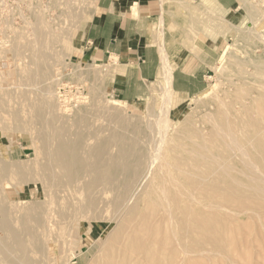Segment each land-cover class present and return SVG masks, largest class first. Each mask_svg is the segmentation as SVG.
Returning a JSON list of instances; mask_svg holds the SVG:
<instances>
[{
    "label": "rangeland",
    "instance_id": "1",
    "mask_svg": "<svg viewBox=\"0 0 264 264\" xmlns=\"http://www.w3.org/2000/svg\"><path fill=\"white\" fill-rule=\"evenodd\" d=\"M94 4L95 0H0V41L2 42H0V44L4 45H0V88H5L3 90L4 92L6 89L8 91L5 93L6 97L3 98L4 102L6 101L5 103L7 104L6 107H8V110H0V264H26L28 261L30 264H102L106 261V255H108L106 249L109 247V242L107 240L116 229V224L110 222H113L114 216L117 214L115 212L117 211L115 210V198L118 194L117 189L119 187V183L115 182L114 180V183L117 184H112V186L110 184H104L105 186L98 185L96 187L99 188L96 190L97 188H94L91 185L93 178L92 175L91 178L88 176L84 177L83 181L81 180L83 183L79 181L78 185L81 187L83 192L79 187H77L78 185L75 186L78 190L73 185L70 187L69 185L66 186V182L62 180V178L65 179V176H63L61 168L59 166L57 167L58 164L55 162L59 160L55 155L56 142L52 136V124L50 122L52 115H56L58 118L60 117L58 119L59 122L57 125L66 124L67 126L71 124L73 119L77 117L83 118L84 127L82 132L84 138H87L88 143L86 142L85 144L88 145L87 148H89V151L92 149V147L94 148V146L97 147L99 145H103L105 146L106 157L110 159L113 156L114 159L118 155V148L115 146V143L112 144L113 146L110 148L111 144L109 142L111 141V134H118L119 137H122L125 142L129 141L128 143H130V140L135 143L139 140V143L137 142V144H139V146L146 151V154L148 153L147 155H149L150 152L151 156L149 155L148 157L154 160L157 157L159 158V156H163V153L167 152V142L172 141L175 138L177 131L186 122L192 123L186 126L187 131L196 129L203 130V134H208L209 126H206L208 123V118L210 119L211 116L216 115L218 112L222 111L223 108H233L234 117L236 116L235 118H239L238 116L240 115V117H243L242 115L245 116L246 109L243 110V108H246V106L249 108L251 100L249 97L241 99L242 91L251 92V97H255V93L252 91L255 84L253 78L255 70L253 68L252 60L255 61L259 57L263 58L264 51L260 45L250 48L249 46L251 45L245 43L242 38L244 35L243 33L253 27V23L249 18L250 12H257V16L255 18L257 19L256 21L264 19V0H237L236 5L233 8L227 10H223L219 5H217L215 0H191L189 3L185 4L162 0L158 7V15L155 18L150 19V30L147 40V46L153 47L157 51V54H159V65H161V59L162 56H164L169 69L173 73L175 68L181 65L185 60L187 54L191 51L193 52V47L196 41H204L210 47L218 45V53L215 56L213 64L208 67L207 72L205 73V89L201 94H179L174 92L171 86H169V89H167L166 85L160 80L157 74V78L147 83L148 94L145 97L131 102L124 101L122 97L118 96L114 92L115 89H118L121 86L123 80V73L118 76L116 75L120 69V62L117 60V58L113 57V61L110 59L105 64L98 66L93 63L77 62L76 58L73 57L75 51L79 50L83 44L84 35L94 10ZM226 21L237 25V27L240 29L239 32L231 30L227 34L224 33V29L228 28ZM34 25L37 26V29L39 28L38 30L42 32L45 26L51 27V29L48 27L50 30L47 27L45 28V31L47 29L49 30H47L48 32L46 31L45 37L47 38L48 36L49 38L45 40L47 43V49L46 46L44 49H42L44 50L42 52H44L45 56L47 57L45 60H43L42 73L36 71L37 65L33 64V59L35 60L36 56L29 52L27 47L25 48V46L28 44H35L36 42H39L35 40L34 32L35 30H38L33 28ZM261 32L264 33V24ZM41 35L43 34L41 33ZM51 35L55 36L56 38L53 39L54 41L56 40L54 43L52 40L53 37ZM14 43L15 45L18 43L17 45L21 50H18V46L15 47ZM9 45L12 47H9ZM229 45H231V48L228 56L222 58L223 49ZM7 47H9V51L7 50ZM13 47L16 48L15 50H18V52H13L12 50L14 49H10ZM33 47H35L36 51L38 50L37 45H34ZM1 49H3V52H1ZM22 51L23 54L25 53L24 56ZM16 53L18 56L15 55ZM114 58L116 60H114ZM250 58L251 60H249ZM237 63L238 66L236 65ZM15 64H17L20 69H18L17 65ZM25 66H29V70ZM23 70L26 71L24 72ZM111 70L115 74L110 72ZM17 72L18 74L22 73V75L24 73L26 74H24L25 76L19 74V76L17 75ZM27 72L32 75L31 78L33 80L27 79L29 75ZM16 79H19V81ZM20 81L23 83L20 84ZM258 82L263 85L262 88L264 89L263 78L261 80L259 79ZM16 83H19L18 87ZM18 88H20V90ZM12 89H14V91ZM32 90L34 91L32 92ZM3 91H0V95H2L1 97L4 96ZM9 91L16 93L14 94L12 92L14 101H11L12 95ZM21 91L23 94L20 93ZM29 93H31V95ZM7 97L9 98L10 102ZM22 97L25 98L26 101L25 99L23 100ZM226 97L230 102V106L228 105L229 102L226 100ZM238 97L241 98L238 99ZM16 98H18L19 101ZM216 98H218L217 102L215 101ZM27 99L31 100L27 101ZM168 99L169 103H167ZM236 99L241 101V103L238 100L237 102ZM46 101H48V103ZM38 102H41L43 111V117L41 120L43 121L44 119V122L36 119L37 106L39 105ZM110 102H116L119 107L110 105ZM219 103H221L220 106L222 107L217 109ZM242 103L245 104L243 105ZM36 104L38 105L36 106ZM241 106L245 107L242 108ZM95 107L100 108V110L96 109ZM108 109L110 110L107 114ZM97 110L98 112H96ZM111 111L113 112L112 114L119 116L117 122H115L112 118L111 119L113 121H111L109 117ZM103 112L104 114L106 113V116L102 114ZM163 114L166 115L164 116ZM207 114H211V116L209 117ZM202 116H204V118ZM122 117H124V119ZM251 117L253 118L252 115L249 118ZM35 119L37 121H35ZM119 119H122L125 123L122 120L121 122ZM139 120H141V122ZM158 120L160 121L159 123ZM116 123L119 126H117ZM149 125L155 128L158 126L159 131H156L155 128L152 130L153 127H147ZM131 126L136 127V130L139 131V134L136 137L129 129ZM71 128L72 129L69 131L70 137L76 131L75 128ZM85 128H87L88 131L87 129L85 130ZM125 130L126 132H124ZM147 132H150L148 137L152 138V140L155 139V141H149ZM162 132L163 138L160 136ZM91 134L93 135L91 136ZM150 135L152 137H150ZM129 136L130 138H127ZM159 138L162 142H158ZM134 139L136 141H134ZM96 140L98 141L96 142L98 145L95 144ZM149 142L151 143V146L149 145L148 147L146 144H149ZM105 143H108L109 148L108 146L104 145ZM159 144H161V146L160 149L157 150ZM114 146L117 148V150L114 148ZM108 149L110 151H108ZM155 149L156 151H154ZM85 150V152H87L86 154L88 155L89 151H87L86 146ZM159 152L160 154H158ZM158 158L155 160L156 163L158 162ZM113 159H110L111 162H109L112 163ZM54 164L56 166H54L55 168L52 166ZM46 166L48 169L44 171L43 169H46ZM51 169L52 171L50 172ZM48 170L50 173L49 175L47 172ZM55 173L58 174L56 175ZM51 175H53V177H51ZM55 176L57 177L55 178ZM58 177L59 179H57ZM51 178H53V180H51ZM120 179H122V176ZM49 182L50 184H53V187L52 184H49ZM87 185L89 188H91L86 189ZM60 187L63 188L61 189ZM71 187L75 188L77 193L80 190L82 193L79 192L77 194L74 190L73 192H70L72 191ZM101 187L102 189L106 188L104 191L106 192V195H104V192H102L104 189L101 190ZM107 189L108 191H106ZM52 190L54 191V194L57 193L58 190L59 193L52 197ZM61 190L64 192V195ZM88 190H90V194ZM111 190L113 195L112 192L108 194ZM114 191L117 193L116 195ZM143 191L144 190L141 192L140 190L139 192H136L134 197H140L141 193L143 194ZM49 194L50 198L52 197V201L51 199L48 201ZM69 194L74 202H69L71 201L70 197H68ZM71 194H73L74 197L73 195L71 196ZM92 194L97 195L98 199L101 198L102 201H104L102 196H106L105 204L100 199L103 204L100 202V205H97L98 208L96 207L95 209H88L86 205V199L92 196ZM108 195L111 196L109 197ZM57 196H59V199ZM76 196H78V198ZM46 197H48V199ZM65 197L67 200L64 199ZM111 197H113L114 200H111ZM68 198L70 200H68ZM107 198L109 201H107ZM57 199L59 200L58 204L60 206H57ZM75 200L77 201V206L74 204L76 202ZM62 201L63 203H66L64 204L66 207L63 206ZM78 202L81 203H79L81 206L78 205ZM108 202L111 203V205L113 203L114 206H111L110 204L108 205ZM68 207L71 210H67L69 209ZM107 207H110V209L112 208L115 213L111 209L113 212L112 215L111 210ZM104 208L106 209V212H104ZM86 209H88V211ZM67 212H69V215L66 214ZM74 212H77V215H75ZM97 212L101 215L99 214L100 216H98ZM47 213L48 215L51 214L49 216L51 222L46 215ZM57 213H59V215H57ZM61 213L62 216H60ZM86 213H89V216H87ZM72 214L74 218L71 217ZM78 214L82 215V217ZM104 214H106L107 217H110L107 218ZM23 218L27 219H24V221ZM245 218L246 216L241 217L240 221L243 222L247 219ZM28 220H30V222ZM37 222H40L39 224L41 226L37 225ZM29 228L31 229L30 233ZM11 229L18 232H14L15 235L10 234L13 233ZM34 230L37 231V233H39L38 230H40L41 233L39 234H43V236L36 234ZM32 231H34V233ZM18 234L20 237H17ZM37 235L40 238L35 239ZM239 236L240 238L238 237V239L240 241L242 234ZM26 237L27 239H25ZM252 237L254 238V236H251L250 240L255 241V238L252 239ZM262 237L264 240V232L262 233ZM18 238H22L23 241L20 239L17 240ZM35 240H37V242ZM4 241H6V243ZM27 241L30 244H28ZM12 242L13 244L15 242L16 245H13ZM67 242H71L70 245H68L69 243ZM2 244L4 245L2 246ZM10 244L15 248L10 247ZM26 244L29 246L35 244L36 247L33 245L29 247L27 245L28 247L26 249V246H24ZM262 244L264 245V242H262ZM254 247L256 248V246ZM255 248L252 249L250 246L248 248L254 252L251 253L252 255L256 254L257 252ZM29 249L31 252H29ZM11 251L13 252L11 253ZM20 252L22 254H20ZM101 255L102 257L100 258ZM29 262L27 264H29Z\"/></svg>",
    "mask_w": 264,
    "mask_h": 264
},
{
    "label": "bare ground",
    "instance_id": "2",
    "mask_svg": "<svg viewBox=\"0 0 264 264\" xmlns=\"http://www.w3.org/2000/svg\"><path fill=\"white\" fill-rule=\"evenodd\" d=\"M256 16H257V12H255V11L249 13V18L251 19V21L253 23V25H252L253 27L248 29L245 33H243L244 35H243L242 39L245 41V43H248L249 45H251V46H249L250 48L255 47L257 45H260V46H262L263 51H264V33L261 32V29H262L263 24H264V22H263L264 19L256 21L257 20V19H255ZM226 23L228 24V28L224 29V33L227 34L231 30L239 32L240 29L237 27V25H235L231 22H228V21H226ZM40 24H41V22H40ZM38 26H39V24H38ZM46 27L47 28L49 27L51 29L50 26H45V28ZM33 28L37 29V26L34 25ZM45 28H43V32L39 31L38 30L39 28H38L37 30L39 32L35 30V32H34L35 34L33 33L35 36V40H37L39 42L35 41L36 42L35 44H28L26 46L24 45L25 48L27 47V50H29V52H31L34 56H36V59L35 60L33 59V64L37 65V67L35 66L37 68L36 71H39L41 73L43 71V60H45V58H47L45 56V53L42 52V51H44L42 49H44L45 46L47 49V43L45 42V40L47 38H49L47 36V34H46L47 38L45 37V33L49 28L46 31H45ZM41 33L43 35H41ZM52 37H53L52 38V40H53L55 38V36H52ZM18 40H19V38H18ZM18 40H17V42H18ZM55 41L53 40V43ZM248 41H250V42H248ZM50 43H51V39H50ZM17 44L15 45V43H14V46L15 47L18 46ZM34 45L38 46L37 51L35 50V47H33ZM1 46H4V45H1ZM10 46L11 45H9V47ZM9 47H7L8 49L6 48L8 51H9ZM18 48H19L18 50H21L19 46H18ZM230 48H231V45H229L228 47L223 49L222 58L223 57L225 58L228 56V54L230 52ZM10 49H14V50H12L13 52H18V50L16 51L15 50L16 48H14V47L10 48ZM1 50H2L1 52H3V49H1ZM22 50H23V47H22ZM22 54H23V51H22ZM24 54H23V56H24ZM15 55H17V53ZM27 56H28V54H27ZM31 57H32V55H31ZM13 58H15V57H13ZM33 58H35V57H33ZM114 60H116V59L114 58ZM249 60H251V58ZM14 61H15V59H14ZM20 62H21V60H20ZM252 62H253L252 63L253 68L255 70V74L253 77L255 84H254V88L252 89V91H254L255 97H251L252 96L250 94L251 92H247V91H242V92L240 91L242 98L238 97V99L239 98L244 99L246 97H249L251 100V104H250L249 108H247V106H246V108H243L245 106H241L243 108V110L246 109L245 116L242 115L243 117H240L241 116L240 115V116H238L239 118H235L236 116L234 117L233 108H225V109L223 108L222 111H220V112L217 111L218 113L216 115H213V116H211V114H209V115L207 114L209 117L211 116L210 119L208 118V120H207L208 123L206 125V126H209L208 134H203V130L194 129V130L187 131L186 126L189 124H192V123L186 122L177 131L175 138L172 141H168V142L166 141L167 146H168V150L166 149L167 152L163 153V156L158 155L159 158L157 157L158 158L157 163L155 162V160L157 158L153 160L152 158L148 157L150 155V152L148 151L149 155H147L148 153L146 154V151L143 148H141L139 146V144H137V142L139 143V140L138 141L135 140L137 138L134 139V141H136V143L132 142L131 140H130V143H128L129 141L125 142L122 137H119L118 134H114V135L111 134V136H110L111 137V141L109 142L111 144L110 148H111V146H113L112 144H114V143H115V146L118 148V150H117V148L114 146V148H116V150L118 151V153H117L118 155L114 159L112 156V158H110V159H113V161H112V163H110L111 160L106 157L105 146L99 145V146L95 147L93 145L94 148L92 147V149H90V151H89V148H87L88 145L85 144L87 142V138L86 139L84 138V135L82 132L83 127H84L83 118L77 117V118L73 119V121L71 122L70 125L67 126L66 124L57 125L59 122L58 119L60 117L58 118V116H56V115L51 116L50 122L52 124L51 125L52 136H53L54 141L56 142L55 155L58 157V160H59V161H55V158H54V161L57 162V164H58L57 167L59 166L61 168V170L63 172V176H65L64 177L65 179L62 178V180H64L66 182L65 183L66 186L69 185V187H70L73 185L75 187L76 185H78L79 181H81V180L83 181L84 177L88 176L91 178L92 175H93V178H92L91 185L94 188L98 185L101 186L104 184H106V185L110 184L112 186V184L119 183L118 184L119 187L117 189L118 194L115 193V191H114L115 195L117 194V197L115 198V200H116L115 201L116 202L115 203V210H117L115 212L117 214L114 216L113 222H110V223L116 224V226L115 225L114 226L116 227L117 230L115 229V231L111 234L109 239L107 238L108 239L107 241L109 242L108 243L109 247L108 248L106 247L107 248L106 252L108 255H106V261L105 262L103 261L104 263H102V264H264V247H263L264 245L262 244V242H264L263 237H262V233L264 232V89L262 88L263 85L258 82L259 79L261 80L263 78V80H264V57L263 58L259 57L255 61L252 60ZM15 65H17V64H15ZM236 65L238 66V63ZM12 66H14V65H12ZM17 67H18V69H20L18 65H17ZM28 67H26V68H28ZM28 70H29V68H28ZM23 71L25 72L26 70H23ZM18 72H17V75L20 74V73L18 74ZM108 72H109V70H108ZM110 72H112V70ZM27 73L30 75L29 72H27ZM112 73L115 74L114 72H112ZM121 73H123V70L120 68L118 74H116V75L118 76ZM24 74H26V73H24ZM24 74L22 75V73H21L20 75L25 76ZM37 74H38V72H37ZM14 75H15V73H14ZM29 75H28L27 79L30 80V79H32L31 78L32 75H30V76ZM158 76H159L160 80L164 82V84L166 85V88L169 89V86H171V81H172V72L169 69L168 64H167L164 56H162V59H161V65L159 67ZM42 78H43V76H42ZM24 79L26 80L25 77H24ZM17 81H19V79ZM21 83H23V82L20 81V84ZM29 83H31V82H29ZM18 84L16 83L17 87H18ZM8 88H9V86H8ZM29 88H30V86H29ZM243 88H245V87H243ZM251 88H252V86H251ZM4 89L0 88V91H3ZM18 89L20 90V88H18ZM23 89H22V91H23ZM12 90L14 91V89H12ZM22 91L20 93H22ZM33 91L34 90H32V92ZM7 92L8 91L6 89L5 92L3 91L4 96L1 97L2 95H0V110H3V109L6 110L8 108V107H6L7 106V104L5 103L6 101L4 102V100H3V98L6 97L5 93H7ZM9 92H11V91H9ZM12 92H11V95H12L11 101L13 100V97H14ZM25 92H27V91H25ZM14 94H16V93H14ZM29 94L31 95V93H29ZM15 97H17V96H15ZM29 97H31V96H29ZM48 97H50V96H48ZM9 98H10V94H9ZM9 98H8V100H9ZM16 99L19 101L18 98H16ZM24 99L25 98H23V100ZM217 99L218 98L215 99L216 102L218 101ZM238 99H236V101ZM29 100H31V99H27V101H29ZM226 100H227V97H226ZM25 101H26V99H25ZM220 101H222V100H220ZM224 101H225V99H224ZM9 102H10V100H9ZM46 102L48 103V101H46ZM228 102H227V104H228ZM239 102L241 103V101H239ZM38 103H39V105L36 104V106L38 105L37 106V118L36 119H38L40 121L43 117V114H42L43 111H42L41 102H38ZM167 103H169V99L167 100ZM221 103H219V106L217 107V109L222 107V106H220ZM227 104H226V106H227ZM110 105L119 107L118 104H116V102H110ZM228 105L230 106V102ZM91 107H92V105H91ZM95 108L100 110V108H98V107H95ZM109 110L110 109H108L107 114H108ZM164 111H166V110H164ZM96 112H98V110ZM96 112H95V114H96ZM100 112H102V111H100ZM112 113L113 112L111 111V114L109 116L110 119L112 118L115 122H117L119 116H117L116 114H112ZM163 113H165V112H163ZM102 114H104V112ZM236 114H237V112H236ZM163 115L165 116L166 114H163ZM251 115L253 116V118L252 117L249 118ZM205 116H206V114H205ZM202 117L204 118V116H202ZM122 118L124 119V117H122ZM148 118H150V117H148ZM206 118H207V116H206ZM206 118H205V120H206ZM36 119H35V121H37ZM112 119H111V121H113ZM166 119H167V117H166ZM130 120H131V118H130ZM139 121L141 122V120H139ZM146 121H148V120H146ZM149 121H150V119H149ZM42 122H44V119ZM108 122H109V120H108ZM159 122L160 121L158 120V123ZM166 123H168V122H166ZM144 124H145V122H144ZM41 125H42V123H41ZM86 125H88V124H86ZM116 125H117V123H116ZM116 125H114V126L115 127L119 126V125H117V126ZM88 126H87V128H88ZM153 126H154V124H153ZM153 126L149 125L147 127L150 128ZM71 127L75 128L76 131L70 137L69 131H70V129H72ZM87 128H85V130ZM145 128H146V126H145ZM154 128L155 127H153L152 130ZM165 128H166V126H165ZM115 129H117V128H115ZM129 129L132 132V134H134L135 137L139 134V131L136 130V127L131 126ZM155 129L157 131L158 126H156ZM87 131H88V129H87ZM124 132H126V130ZM204 132H206V131H204ZM149 133L147 134V137H148ZM157 133H159V132H157ZM162 134H163V132L161 133V135L160 134L159 135L162 137ZM92 135L93 134H91V136ZM151 135H150V137H152ZM127 138H130V136ZM132 138H133V136H132ZM106 139H108V138H106ZM108 140H110V139H108ZM141 140H143V139H141ZM141 140H140V142H141ZM151 140H152V138H149V141H151ZM164 140H165V138H164ZM152 141H155V139ZM159 141H160V138H159L158 142ZM96 142H98V141L96 140L95 144H96ZM160 142H162V141H160ZM141 144H144V143H141ZM150 144L151 143L149 142V144L147 143L146 145H148V147H149ZM161 144L158 145L157 150L160 149ZM96 145H98V143ZM104 145L108 146V148H109L108 143H105ZM155 145H156V143H155ZM85 146H86L87 151H89L88 155L86 154L87 152H85L86 151ZM91 146H92V144H91ZM114 148H112V149H114ZM161 148H163V147H161ZM116 150H115V152H116ZM83 151H84V153H83ZM108 151H110V150L108 149ZM154 151H156V149ZM112 152H113V150H112ZM158 154H160V152ZM47 166L45 167L46 169H43L44 171H46L48 169ZM52 166H53V168L56 167L55 164ZM54 170H53V172H54ZM56 170H58V169H56ZM51 171H52V169L50 170V172ZM47 172L49 175L50 174L49 170ZM121 176H122V179H120ZM47 177H49V176H47ZM51 177H53V175H51ZM56 177L57 176H55V178ZM60 178H61V176H60ZM57 179H59V177ZM51 180H53V178H51ZM114 180L117 183H114ZM49 184H50V182H49ZM63 184H64V182H63ZM55 186H57V185H55ZM66 186H64V187H66ZM80 186H82V185H80ZM111 186H110V189H111ZM52 187H53V184H52ZM77 187H79V185ZM77 187H75V188L77 189ZM102 187H101V190L104 189L102 191V192H104L106 188L102 189ZM75 188H72L71 189L72 191H70V192H73V190L75 191ZM79 188L81 189V187H79ZM87 188L90 189L91 187L89 188L87 185L86 189ZM98 188L96 190H98ZM51 189H53V188H51ZM140 190H141V192H142V190H144L143 194L141 193L140 197L135 198L134 196L136 195V192H139ZM85 191H84V193H85ZM89 191L90 190H88V192ZM106 191H108V189ZM75 192L77 193V191H75ZM82 192H83V190H82ZM82 192H80V193H82ZM96 192H98V191H96ZM110 192H112V190L109 191L108 194H110ZM57 193H59V190ZM57 193H55V194H57ZM62 193L64 195L63 191H62ZM62 193H61V195H62ZM55 194L53 191V194H51V196L53 197ZM89 194H90V192H89ZM61 195H60V197L62 198L63 195L62 196ZM72 195L73 194H71V196ZM101 195H102V193H101ZM104 195H106V192H104ZM112 195H113V192H112ZM108 196L110 197L111 195H108ZM48 197H49V199H48ZM48 197H46V198L49 201L52 197L50 198V194L48 195ZM68 197H70V194ZM73 197H74V195H73ZM76 197L78 198V196H76ZM83 197H81V198H83ZM57 198L59 199V196H57ZM102 198H104V201H102L101 198L100 199L105 204L106 196H104V197L102 196ZM111 198H112L111 200H114L113 197H111ZM58 199L56 201L57 206H60L58 204V202H59ZM64 199H66V197ZM70 199H71V197H70ZM70 199L68 198V200H70ZM100 199H98V196L95 194L94 195L92 194V196L88 197L86 199L87 200L86 205H87L88 209H95L97 207V205H100V202H101ZM66 200H65V202H66ZM51 201H52V199H51ZM63 201H62V204L64 207H66L64 205L66 203H63ZM72 201L73 200L71 199V201H69V202H72ZM107 201H109L108 198H107ZM60 202H61V200H60ZM111 202H113V201H111ZM79 203L80 202H78V205H79ZM74 204L76 205L77 201ZM74 204H73V206H74ZM82 204H83V202H82ZM109 204L111 205V203L108 202V205ZM86 205H85V208H86ZM112 205H113V203H112ZM79 206H81V205H79ZM70 208L67 210H71ZM107 208L110 209V207H107ZM88 209H86V210L88 211ZM56 210H57V208H56ZM78 210H79V208H78ZM103 210H105L104 212H106L105 208ZM112 210H111V212H112ZM58 211H59V209H58ZM60 211H61V209H60ZM72 211H74V210H72ZM75 211H76V209H75ZM113 212H114V210H113ZM113 212H112V215H113ZM59 213H57V215H59ZM62 213H63V211H62ZM62 213L60 214V216H62ZM68 213L69 212H67L66 214H68ZM76 213L77 212H74L75 215H77ZM82 213H83V211H82ZM89 213H90V210H89ZM88 214L86 213L87 216H89ZM97 214H98V216L101 215L98 212H97ZM108 214H109V212H108ZM46 215L48 216V218L50 220L49 216L51 214L48 215V213H47ZM104 215L106 216V214H104ZM43 216H45V215H43ZM47 216H46V219H47ZM70 216H68V217H70ZM79 216L82 217V215H79ZM87 216H86V218H87ZM243 216H246V218H247V219L245 218L246 219V220H244L245 222L240 221V218ZM71 217L74 218L73 214ZM108 217H110V216H108ZM40 218H41V216H40ZM92 218H94V217H92ZM24 219L26 220L27 218H23V220ZM43 219L46 220L45 218H43ZM30 220H28V221L30 222ZM98 220H99V217H98ZM33 221H35V220H33ZM107 221H108V219H107ZM50 222H51V220H50ZM37 223H38L37 225H40L39 224L40 222H37ZM48 223H49V221H48ZM22 225H23V223H22ZM22 225H21V227H22ZM30 225H32V224H30ZM21 227H20V229H21ZM13 229H11L13 233H10V232L9 233L15 235L14 232L16 233L18 231H14ZM17 229H19V228H17ZM40 230H38L39 233H41ZM42 230H43V228H42ZM26 231H27V229H26ZM30 231H31V229L29 230V233H30ZM34 231H32V232L34 233ZM23 232H25V231H23ZM35 232H36V234H39V233H37V231H35ZM42 233H43V231H42ZM4 234H7V233H4ZM31 234H29V235H31ZM240 234H242V238H243V239L241 238L242 241L241 240L239 241V239H238V237L240 238V236H239ZM35 235H34V237H35ZM41 235L43 236V234H41ZM107 235H109V234H107ZM251 236H254L255 241L250 240ZM17 237H20L19 234L17 235ZM4 238H5V235H4ZM22 238H23V236H22ZM22 238H18L17 240H19V239L22 240ZM38 238H40V237H38V235H37L35 239H38ZM254 238L252 237V239H254ZM2 239H3V237H2ZM13 239H14V237H13ZM25 239H27V237ZM42 239H43V237H42ZM6 241H4V242L6 243ZM22 241H20V242H22ZM35 241L37 242V240H35ZM29 242H28V244H30ZM102 242H103V240H102ZM67 243H69V242H67ZM70 243L68 245H70ZM12 244H13V242H12ZM28 244L24 245V246H26V249L29 246ZM35 244L34 245L32 244V245L35 246ZM3 245L4 244H2V246ZM13 245H16L15 242ZM13 245L10 244V247H12ZM31 246H29V247H31ZM246 246H248V247H246ZM249 246L252 249H254L255 248L254 246H256V248H257V249L255 248V250L257 251L256 254H253V255L251 254L254 252L251 249H250L251 251L248 249ZM103 247H104V245H103ZM12 248H15V247H12ZM43 248H44V246H43ZM98 248H100V247H98ZM41 249H42V247H41ZM12 252L13 251H11V253ZM29 252H31V250ZM14 253H16V252H14ZM20 254H22V253L20 252ZM101 257H102V255L100 256V258ZM45 259H46V257H45ZM26 262H27V260H26ZM29 264H30V262H29Z\"/></svg>",
    "mask_w": 264,
    "mask_h": 264
},
{
    "label": "crops",
    "instance_id": "3",
    "mask_svg": "<svg viewBox=\"0 0 264 264\" xmlns=\"http://www.w3.org/2000/svg\"><path fill=\"white\" fill-rule=\"evenodd\" d=\"M162 0H95L83 44L73 57L77 62L103 65L113 57L123 70L121 86L115 93L126 102L148 94L147 83L157 78L159 54L147 46L150 19L159 13ZM166 1V0H165ZM189 3L191 0H168ZM223 10L237 0H215ZM218 45L196 41L193 52L172 73L171 88L184 95H199L205 89V73L213 64ZM113 61V60H112Z\"/></svg>",
    "mask_w": 264,
    "mask_h": 264
}]
</instances>
